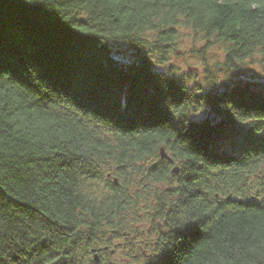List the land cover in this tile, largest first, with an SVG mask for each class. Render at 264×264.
<instances>
[{
	"label": "trees",
	"instance_id": "16d2710c",
	"mask_svg": "<svg viewBox=\"0 0 264 264\" xmlns=\"http://www.w3.org/2000/svg\"><path fill=\"white\" fill-rule=\"evenodd\" d=\"M179 29L264 65V0H0V264H264V92L112 54Z\"/></svg>",
	"mask_w": 264,
	"mask_h": 264
},
{
	"label": "rangeland",
	"instance_id": "374dc122",
	"mask_svg": "<svg viewBox=\"0 0 264 264\" xmlns=\"http://www.w3.org/2000/svg\"><path fill=\"white\" fill-rule=\"evenodd\" d=\"M178 31L181 34L177 40L176 47L171 53L163 55V57L160 52L156 54L159 51L156 47V34L151 33L146 37L148 44H145L142 50H138L124 43H111V51L114 58L122 64L137 62L140 54L150 52L151 54L149 55L152 57V64L154 65L155 63L156 70L172 69L175 73L194 74L193 78L190 79L191 83H198L203 89H214L222 92L225 91L226 88L230 90L238 84H249L253 90L264 92V65L259 61L260 59L258 56L253 60H249L247 63L245 62V64L241 65L237 70L222 72L216 65L221 67L220 64L224 62L226 52L223 44L215 43L213 46L207 47L201 35L198 37L189 29H179ZM162 58L165 60L163 65L161 64ZM190 67L193 68L192 72H189L188 68ZM208 70L210 71V76L213 77L212 80H209L207 77L209 74ZM115 242L119 244V247L116 249V252L112 250L109 251L112 254L109 256L111 259L110 262L122 264L124 260L128 258L129 246L126 245V241L123 242L121 239H115ZM92 248L99 250L98 246ZM108 253H102L105 259H108ZM90 254L93 260L92 253ZM110 262H108V264ZM83 264L95 263L83 259ZM103 264L107 263L103 262Z\"/></svg>",
	"mask_w": 264,
	"mask_h": 264
},
{
	"label": "water",
	"instance_id": "95a60500",
	"mask_svg": "<svg viewBox=\"0 0 264 264\" xmlns=\"http://www.w3.org/2000/svg\"><path fill=\"white\" fill-rule=\"evenodd\" d=\"M188 69H189V72H192V70H193L192 67H190V68H188ZM160 156H161V158L164 159V160H168V161H170V162H173L172 158L170 157V155H169L168 152L166 151L165 147H161V149H160ZM172 172H173L174 174H179V172H180V168L176 166V167H174V168L172 169ZM114 182H115L116 184H118V180H117L116 178L114 179ZM105 249L108 250V247H106ZM94 261L97 262V263L100 262V255H99V253H95V255H94ZM110 264H119V263L110 262Z\"/></svg>",
	"mask_w": 264,
	"mask_h": 264
},
{
	"label": "flooded vegetation",
	"instance_id": "af4514ba",
	"mask_svg": "<svg viewBox=\"0 0 264 264\" xmlns=\"http://www.w3.org/2000/svg\"><path fill=\"white\" fill-rule=\"evenodd\" d=\"M143 255L145 256V257H149L150 256V254H147V253H143ZM133 264V263H132Z\"/></svg>",
	"mask_w": 264,
	"mask_h": 264
},
{
	"label": "bare ground",
	"instance_id": "6f19581e",
	"mask_svg": "<svg viewBox=\"0 0 264 264\" xmlns=\"http://www.w3.org/2000/svg\"><path fill=\"white\" fill-rule=\"evenodd\" d=\"M210 71H208V73H209ZM226 90H227V88H226ZM229 146V145H228ZM145 242V241H144ZM146 244H148L149 243V241L148 242H145ZM95 255V254H94Z\"/></svg>",
	"mask_w": 264,
	"mask_h": 264
}]
</instances>
